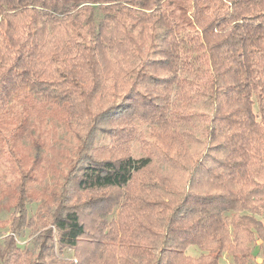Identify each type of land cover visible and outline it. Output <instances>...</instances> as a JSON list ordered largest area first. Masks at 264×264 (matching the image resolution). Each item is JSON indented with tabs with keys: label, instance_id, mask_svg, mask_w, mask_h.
<instances>
[{
	"label": "trees",
	"instance_id": "16d2710c",
	"mask_svg": "<svg viewBox=\"0 0 264 264\" xmlns=\"http://www.w3.org/2000/svg\"><path fill=\"white\" fill-rule=\"evenodd\" d=\"M50 116L79 144L58 190L35 197L32 250L14 238L33 224L25 219L35 201L30 169L16 164L0 264L21 253L24 264H73L48 258L54 240L83 244L77 264H225L224 251L245 264L250 244L264 245V0H0L8 159H23L12 139ZM134 119L176 133L164 157L173 152L183 187L149 175L161 162L154 149L88 152L92 133L106 131L99 124L121 121L118 135H130L124 124ZM190 246L200 253L187 255Z\"/></svg>",
	"mask_w": 264,
	"mask_h": 264
},
{
	"label": "rangeland",
	"instance_id": "374dc122",
	"mask_svg": "<svg viewBox=\"0 0 264 264\" xmlns=\"http://www.w3.org/2000/svg\"><path fill=\"white\" fill-rule=\"evenodd\" d=\"M29 123L33 124L27 126L25 131L28 132L34 128L35 132L31 135L16 136L10 143L11 150L21 154L23 157L22 160L20 159L16 163V161L8 159V155L5 154L4 151L9 147L6 149L4 146H0V183L2 186L0 190V243H2L3 237L9 234V230H11L10 217H12V203H14V197L17 195L19 189L17 186L19 178L17 165L19 163L26 168V170L30 169L32 176L29 175L30 178L26 179V189L35 201L27 205V219L25 220L26 223H28L27 220L29 218L34 219V221L31 226L28 225L24 227V229H22L23 231L18 235L16 234L14 238L20 249L28 248L32 250L34 247V237L36 235L34 229L39 222V219L33 217L39 207L35 197L43 196V198L48 199L58 190L59 183L67 170L68 158L73 157L79 143L65 125L60 124L57 119H51V116L50 118H41V120L38 118L35 122L32 121ZM120 124L121 121L110 123L102 122V124H99L100 127L103 126V128H106V131L95 130L92 133L88 140V152L100 158H107L117 157L126 153L137 156L148 153V151L154 149L156 158H159L161 162L154 167L152 170L153 174L149 175L167 181L176 187H183L185 185L181 167L171 159L173 152L168 153V156L164 157V154H167L164 149L167 148V150H169V147L175 144L171 138L176 136L175 132H167V134H165L162 129L155 126L152 120L134 119L131 123L124 124L123 133L128 129L130 135L125 134L119 136L117 127H119ZM189 126L190 125H186L187 128ZM0 128L4 130L2 135H8L9 126H2ZM0 137L3 136L0 135ZM121 137L123 139H121ZM35 143L40 144L41 147H35ZM196 187L198 191L211 190L206 188L202 183L198 184ZM117 211L118 208L114 207L112 211L106 215V221H110L113 218L115 219ZM258 219L264 220V216L260 215ZM55 237L56 233L54 239ZM52 244L53 248L48 251V258L54 257L57 258L58 261H70L73 264H77L79 255L82 256L85 254L83 244H81L77 250L67 248L60 249L56 240L52 241ZM250 246L252 249L251 258H249V261L245 264H264V245L260 246V240H257L251 243ZM185 252L187 255L196 256L200 253V250L194 246H190ZM77 253L79 254L77 255ZM16 255L17 254H11L8 264L26 263L25 259L27 258L25 255L21 253V255H17V257L14 258ZM220 262L235 264L227 251L223 252Z\"/></svg>",
	"mask_w": 264,
	"mask_h": 264
}]
</instances>
